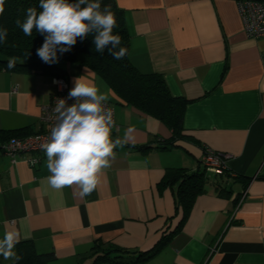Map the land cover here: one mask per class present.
<instances>
[{
    "label": "crops",
    "instance_id": "crops-1",
    "mask_svg": "<svg viewBox=\"0 0 264 264\" xmlns=\"http://www.w3.org/2000/svg\"><path fill=\"white\" fill-rule=\"evenodd\" d=\"M115 2L132 65L187 100L181 135L124 102L92 69L59 61L70 90L82 77L108 96L118 126L111 138L124 141L127 131V140L84 197L75 185H48L45 155L31 166L25 158L34 153L12 162L0 150V239L19 233V242L53 254L49 264H90L95 241L136 254L160 245L129 264H264V36H246L235 0ZM54 78L0 68V131L45 130L39 115ZM206 150L227 156L226 171L205 172L185 207L177 182L159 183L168 168L201 170ZM12 261L0 255V264Z\"/></svg>",
    "mask_w": 264,
    "mask_h": 264
},
{
    "label": "clouds",
    "instance_id": "clouds-1",
    "mask_svg": "<svg viewBox=\"0 0 264 264\" xmlns=\"http://www.w3.org/2000/svg\"><path fill=\"white\" fill-rule=\"evenodd\" d=\"M4 2L0 0V14L4 12ZM39 8V12L36 7L27 8L24 21L18 18L15 24L26 36H31L33 29L44 36L42 46L36 50L42 62L57 63L58 52L62 55L70 51L77 38L83 40L89 34L93 35L96 52L102 55L107 48L113 59L125 57L127 49L120 47L122 37L113 34L117 22L111 5L102 9L100 0H39ZM7 36L8 29L0 28V43H5ZM15 63L14 58L10 59L8 68L15 67ZM67 99L75 102L68 105ZM67 99H57L54 115L50 117L54 120L50 135L41 145L51 173L46 181L56 190L75 185L79 196L84 197L97 187L102 170L110 167L114 159L113 149L126 142L128 133L124 141L112 140L115 120L113 111L106 106L108 96L90 81L76 78ZM19 239V233L15 232H6L0 239V255L5 260L21 259L14 251Z\"/></svg>",
    "mask_w": 264,
    "mask_h": 264
},
{
    "label": "trees",
    "instance_id": "trees-1",
    "mask_svg": "<svg viewBox=\"0 0 264 264\" xmlns=\"http://www.w3.org/2000/svg\"><path fill=\"white\" fill-rule=\"evenodd\" d=\"M75 2V0H69ZM101 8L111 5L117 26L114 35L122 37L120 47L126 48L127 53L121 60H115L109 55L107 48L104 53L95 51L93 35L89 34L77 43L70 51L60 54L59 61L86 66L100 75L116 96L135 108L160 119L173 132V138L181 135L183 114L187 100L172 96L161 75L156 73L142 74L130 62L128 56L129 35L123 18V11L115 0H100ZM39 8V0H5L4 12L0 14V28L8 29L5 43H0V68L8 71H35L47 73L55 77H64L65 71L59 65L46 64L36 55V50L42 46L44 36L33 29L31 36H26L15 24L16 19L22 22L26 18V9ZM111 47V45H109ZM15 59V67L8 68V61ZM19 136L16 131H0V145L11 138ZM29 135H25L27 137ZM19 138V137H17ZM21 138V137H20ZM172 138V140H173ZM202 170V171H201ZM187 172L184 168L166 169L160 185L177 182V198L185 207L192 203L194 197L203 190L205 168ZM160 248L157 245L148 252H132L120 249L112 243L95 241L90 249V264H129L144 261L152 257ZM16 254L20 260L4 264H49L52 253H38L31 241H20L15 245ZM135 254V255H134Z\"/></svg>",
    "mask_w": 264,
    "mask_h": 264
},
{
    "label": "built area",
    "instance_id": "built-area-1",
    "mask_svg": "<svg viewBox=\"0 0 264 264\" xmlns=\"http://www.w3.org/2000/svg\"><path fill=\"white\" fill-rule=\"evenodd\" d=\"M239 15L243 24V31L247 37L259 38L264 36V0H235ZM54 92L51 95L50 101L41 107L39 121L46 128L41 132L29 135L27 137L11 138L0 145V150L3 154L11 158L14 162L17 156H25L28 153H34L36 156L25 158V160L34 166L39 162V158L44 156L45 153L41 145L47 142L50 135V128L54 120L50 119L54 115L53 109L55 108L58 98L67 99L70 88L67 82L62 77L54 78ZM75 102L74 99H67V104L71 105ZM108 108L113 111V118L115 120V113L113 104L107 101ZM116 125L111 131V137L117 131ZM226 155L216 153L211 150H206L202 157L201 163L206 172L214 175H221L226 171ZM36 161V163H33Z\"/></svg>",
    "mask_w": 264,
    "mask_h": 264
}]
</instances>
